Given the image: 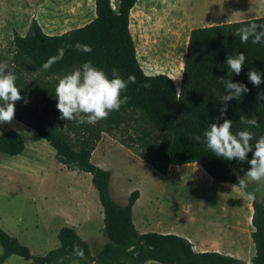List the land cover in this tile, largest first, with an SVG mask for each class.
Instances as JSON below:
<instances>
[{
    "label": "trees",
    "instance_id": "obj_1",
    "mask_svg": "<svg viewBox=\"0 0 264 264\" xmlns=\"http://www.w3.org/2000/svg\"><path fill=\"white\" fill-rule=\"evenodd\" d=\"M137 2L119 0L117 8H114L110 0H94L95 16L82 26L60 34L45 33L32 18L24 34L13 33L7 54L0 53V62L9 64L21 91L22 99L16 102L14 119L31 127L46 140L55 151V159L67 170L91 175L102 206L103 232L107 238L92 254L88 242L76 229L63 225L56 233L57 246L44 254H33L28 246L0 226V264L14 254L31 264H72L75 245L85 252L86 259L80 264H144L149 260L162 264H246L240 258L216 251H196L189 240L174 233L139 232L131 217V208L139 191L132 190L125 204L115 202L109 192L110 171L91 161L103 129L98 124L60 119L55 94L12 62L13 51L14 60L16 53L19 59L24 56L44 71L81 66L90 61L93 66L103 69L109 78L113 68L124 79L134 76L135 83H130L127 92L122 93V96L129 97L123 105L141 110L156 127L171 134L167 162L173 165L196 162L212 179L232 183L248 196L251 194L253 230L250 236L254 255L250 264H264V202L249 183L246 188L238 185V176H242L232 171L235 159L227 161L217 157L205 143L195 140L197 136L203 138L205 130L216 122L214 118L220 116L219 109L223 105L219 95L224 94L225 89L219 77L239 81L250 89L239 100L227 102L228 111L220 123L227 118L233 121V133L245 129L252 131L255 134L251 141L253 145L256 139L264 136V99L257 100L258 94L264 96V83L256 87L248 79L251 69L264 73V43L253 44L250 38L245 44L236 35L237 29L250 20L264 22V16L191 29L177 91L173 78L165 73L146 74L138 61L135 38L130 31L131 12ZM77 43L90 45L92 51H77ZM60 49L64 50L63 57L57 59ZM240 52L246 56L242 72L229 74L226 59ZM49 61L51 67L45 69L43 65ZM241 116H255L259 127L249 128L242 124ZM24 147V139L18 131L0 133V153L13 156L22 153ZM252 156L250 152L248 158Z\"/></svg>",
    "mask_w": 264,
    "mask_h": 264
},
{
    "label": "rangeland",
    "instance_id": "obj_2",
    "mask_svg": "<svg viewBox=\"0 0 264 264\" xmlns=\"http://www.w3.org/2000/svg\"><path fill=\"white\" fill-rule=\"evenodd\" d=\"M178 2L172 0L173 4ZM149 3L151 0H138L131 12L130 31L138 60L147 74L164 73L176 66L182 70L180 59L185 56L186 33L179 29V11L164 12L162 0ZM54 13L61 17L59 22L51 20ZM33 14L34 0H0V53L7 54L15 29L21 30V34L26 32ZM94 14V0H38V22L44 28L48 25L65 32L90 21ZM70 21L73 24L69 26ZM12 55L16 66L54 94L59 80L82 66L44 71L30 63L29 70L24 66L28 59H19L15 53L14 60ZM170 75L178 81L175 75ZM122 107L137 114L126 111L122 116L113 111L107 119L97 122L103 132L92 153V161L110 171L111 194L123 201L127 193L140 190L141 200L133 217L139 230L195 232L199 220L210 216L209 208L220 194L216 181L201 177L187 164L174 165L179 168L170 172L166 170L171 167L166 156L171 134L160 130L147 117L143 119L141 110ZM27 128L31 131L20 129L26 144L23 153L13 156L0 153V225L33 254H43L57 244V230L72 223L94 254L107 238L103 232L102 207L90 174L66 170L54 159L53 148ZM18 129L12 121L0 124V132ZM147 138L148 147L142 142ZM237 165L250 168L247 161H238ZM199 168L201 175L209 176ZM249 184L264 202V181ZM141 213L144 224L140 223ZM247 220L250 221L249 215ZM214 225L219 226L216 220ZM218 232L215 227L210 235L216 236ZM4 264L31 263L10 255ZM144 264L162 263L149 260Z\"/></svg>",
    "mask_w": 264,
    "mask_h": 264
},
{
    "label": "clouds",
    "instance_id": "obj_3",
    "mask_svg": "<svg viewBox=\"0 0 264 264\" xmlns=\"http://www.w3.org/2000/svg\"><path fill=\"white\" fill-rule=\"evenodd\" d=\"M236 35L240 36L242 43H247L251 38L253 44L264 43V22L250 20L245 26L237 29ZM77 51L90 53V45L77 43ZM63 49L59 50L57 59L63 57ZM226 66L229 74L239 75L246 63V56L240 52L237 56H228ZM45 69L51 67V61L46 62ZM264 73L251 69L248 72L250 82L259 87L264 83L262 79ZM224 85V94L219 95L220 104L223 105L219 111L220 116L215 117V123H211L209 128L203 133V138L195 137L197 142L205 143L207 149L217 157H223L227 161L238 160L247 161L250 168L245 174L238 176V185L246 188L248 183L264 181V136L256 139L253 145L251 141L255 139V134L250 130H240L233 133V121L226 117L229 104L233 99L239 100L242 94L250 91L248 86L239 81L219 77ZM17 76L11 71L7 62H0V124L10 123L15 117L16 102L22 99L20 88L16 85ZM130 83H135V77L129 76L124 79L116 68L112 69L111 78L100 68L92 65L90 61L84 62L82 66L73 72L66 74L58 82L55 89V97L58 99L57 109L61 113L60 119L76 121L78 123L96 124L100 120L107 119L113 111H119L123 104L128 102L129 97L123 95ZM147 86V85H146ZM264 99L261 94L257 95V100ZM240 122L249 128L259 127V122L255 116L246 118L240 117ZM254 149V151H253ZM252 152L251 160L248 154ZM249 198L252 196L249 194ZM72 264H80L86 259L84 249L79 245L73 247Z\"/></svg>",
    "mask_w": 264,
    "mask_h": 264
},
{
    "label": "crops",
    "instance_id": "obj_4",
    "mask_svg": "<svg viewBox=\"0 0 264 264\" xmlns=\"http://www.w3.org/2000/svg\"><path fill=\"white\" fill-rule=\"evenodd\" d=\"M110 1H111L112 7L117 8L119 0H116L115 3L113 2V0H110ZM149 4L152 5L153 0H151V3H149ZM162 6H163V11L167 12V13L172 12L174 9H178L179 17H180V20L178 21L179 27H180L179 29H180V31H183L186 33V37L184 39L185 50H186V45H187L189 33H190L191 29H193L195 27L209 26V25H214V24L223 23V22L229 23V22L241 21V20H246V19L264 16V0H179V2L176 4H173L172 0H162ZM94 16H95V14H94ZM54 17H55L54 19H51L54 22H59V20L61 19V17H59L55 13H54ZM33 18L38 22V0H34ZM72 24H73V21H70L67 25L70 26ZM82 25H78L76 27H79ZM40 26H41V24H40ZM41 28L47 34L63 33L62 31H58V30H56L53 27L48 26V25L46 26V28H44L42 26H41ZM15 30H17V32L19 34H21V30H19V29H15ZM14 49H15V51H17L16 48H14ZM183 54H185V52ZM12 56H14V55H12ZM182 61H183V58L180 59V62H182ZM21 62L22 61H19V63H21ZM26 62H27V64L24 66H26V68L30 70L31 66H30L29 60H27ZM13 63L15 64L16 62H13ZM15 65H17V64H15ZM36 69H40V68H36ZM142 69H143V67H142ZM32 71H33V68H32ZM166 71L167 72H164V73L167 74L169 77H171V75H170L171 73L177 77L178 81H174L172 79V77H171V79L173 80L177 91H179L180 79H181L180 73L182 70H180L178 68V66H176V68L174 67L171 69H167ZM126 111L127 112L130 111V109L126 110L124 108H120L118 112H115V111L114 112H115V115L121 114L122 116H124L123 113ZM130 112L137 114L134 111H130ZM141 116L143 117V119L146 120V117L144 116V114H142ZM13 120H14V121H12L13 125L17 126L19 128L17 131L21 135H22V131H21L22 129H25L27 131H31L30 129L27 128L26 124L20 122L17 119H13ZM96 124H98V123H96ZM22 137H23V135H22ZM142 142H143V145H145L146 147H148L150 144L148 138ZM25 147H26V144H25ZM25 147H24V150H25ZM24 150L22 151V153L24 152ZM17 155H19V154H17ZM54 159H55V157H54ZM249 159H251V158H249ZM91 161H92V155H91ZM237 162H238V160H236L233 163L232 171L234 173H237V174L243 176L248 169L242 168L240 165H237ZM58 163H60V162H58ZM181 165H183V164H181ZM169 166H171V167H169V169H166L169 172H170V170H173L174 168L175 169L179 168V167L174 166L173 164H170ZM185 166H192V167H194L195 172L198 175H200L201 177H204L205 179H208V180L212 179L211 176L209 177L207 175H201V169L199 168L200 165L196 162H193L190 164L187 163V165H185ZM101 168H103V167H101ZM104 169H106V168H104ZM71 172H73V171H71ZM80 173H82V172H80ZM110 176H111V174H110ZM90 177H91V175H90ZM212 180L216 181L214 179H212ZM109 183H110V181H109ZM216 186L220 189V194H218L215 197V199L212 202V205L209 208V212L211 213L210 216H208L206 218L203 217L199 220V222L196 224L195 232H187V233L177 232L174 234L185 237L187 240H189L192 243L194 250H196V251H216V252H219V253L224 254V255H229V256H234V257L240 258V259L244 260L246 262V264H250L251 258L254 255V252H253L254 251V249H253L254 244H253V241H252L251 236H250V233L253 230V226L251 223L252 199H250L246 193H244L240 188H238L236 185H234L232 183L216 181ZM138 191H139L138 198L136 199V201L134 202V204L132 205V208H131L132 220L134 219L133 218L134 213H135L137 206L139 205L140 200H141V192H140V190H138ZM109 192H110V190H109ZM129 194L127 193L124 196L123 201H119V200L115 199V197L110 192V195L112 196L114 201L119 203V204H125L127 202V198L129 196ZM256 195H257V193H256ZM223 209H225L227 211L223 212ZM243 211H246V213H248L250 221L247 220L248 215L247 214L245 215ZM140 215H141V217H139L140 223L144 224L145 223L144 216H142L143 215L142 213ZM223 215H226V218H223ZM215 220L217 221L219 226L214 225ZM233 220L236 221V224L233 222ZM133 223H134V220H133ZM134 225H135V223H134ZM69 226L73 227L72 223H70ZM135 227H136V225H135ZM215 227H217L219 232L217 233L216 236L210 235V234H212L211 232L214 230ZM136 229H137V227H136ZM137 230L139 232H147V231H144V229H140V230L137 229ZM159 233H169V232H159ZM57 245H58V242H57V244L54 245V247ZM238 247H239V250L237 249ZM4 262L1 264H4ZM28 262H30V261H28Z\"/></svg>",
    "mask_w": 264,
    "mask_h": 264
}]
</instances>
